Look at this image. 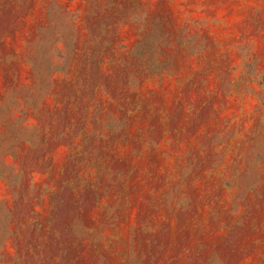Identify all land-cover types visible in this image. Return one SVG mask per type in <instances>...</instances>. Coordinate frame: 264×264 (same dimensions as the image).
I'll use <instances>...</instances> for the list:
<instances>
[{"label":"rangeland","instance_id":"1","mask_svg":"<svg viewBox=\"0 0 264 264\" xmlns=\"http://www.w3.org/2000/svg\"><path fill=\"white\" fill-rule=\"evenodd\" d=\"M0 264H264V0H0Z\"/></svg>","mask_w":264,"mask_h":264}]
</instances>
